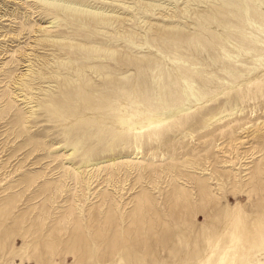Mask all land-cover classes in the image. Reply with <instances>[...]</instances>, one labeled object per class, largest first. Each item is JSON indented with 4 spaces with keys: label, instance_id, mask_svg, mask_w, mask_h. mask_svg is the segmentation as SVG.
Returning <instances> with one entry per match:
<instances>
[{
    "label": "rangeland",
    "instance_id": "1",
    "mask_svg": "<svg viewBox=\"0 0 264 264\" xmlns=\"http://www.w3.org/2000/svg\"><path fill=\"white\" fill-rule=\"evenodd\" d=\"M0 264H264V0H0Z\"/></svg>",
    "mask_w": 264,
    "mask_h": 264
},
{
    "label": "bare ground",
    "instance_id": "2",
    "mask_svg": "<svg viewBox=\"0 0 264 264\" xmlns=\"http://www.w3.org/2000/svg\"><path fill=\"white\" fill-rule=\"evenodd\" d=\"M228 1H225V3ZM227 4V3H226ZM99 23V22H98ZM89 105H96L97 102L95 101V99L90 100L87 102ZM98 105V104H97ZM108 105V104H107ZM117 105V104H116ZM103 106V105H102ZM122 106V105H119ZM136 108H138L137 106H134ZM126 108V107H125ZM128 108V107H127ZM130 109V108H129ZM140 109V108H139ZM121 111V108L120 110ZM119 113V112H118ZM63 115L66 116V113L63 112ZM121 116V115H120ZM120 120V119H119ZM122 120L123 123L125 125H127L129 127V130L133 129H139V130H143L145 129L147 126H152L154 124L159 123L160 121V117L150 114L149 112H139L138 110L134 109H130L127 113L124 114V116H122ZM78 172V171H77ZM69 214V213H68Z\"/></svg>",
    "mask_w": 264,
    "mask_h": 264
}]
</instances>
